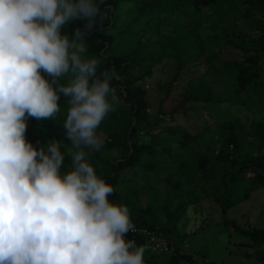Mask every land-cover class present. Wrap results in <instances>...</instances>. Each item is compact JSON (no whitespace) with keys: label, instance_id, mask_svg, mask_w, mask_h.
<instances>
[{"label":"trees","instance_id":"1","mask_svg":"<svg viewBox=\"0 0 264 264\" xmlns=\"http://www.w3.org/2000/svg\"><path fill=\"white\" fill-rule=\"evenodd\" d=\"M101 7L105 19L88 35L87 53L99 60L101 69L113 71L111 83L121 103L101 122L107 140L99 152L91 153L89 162L97 174L113 186L114 193L109 199L128 207L134 226L156 230L174 246V251L168 252L167 262L163 263L158 253L147 250L144 262L195 263L193 256L181 249L176 224L190 205L197 187L220 206L224 222L233 227L231 236L247 239L239 242L240 245L257 246L255 264H264V226H244L227 215L235 205L259 190L264 191V115L247 122L221 108L225 101L230 105L238 104L241 98L249 102L247 93L264 99V96L259 97L261 89L264 93V0H105ZM227 7L231 19L221 11ZM179 9L187 12L189 22L185 21L184 14L176 13ZM168 14L172 17L164 19ZM214 14L218 19L211 22L209 19ZM239 20L241 23L236 22ZM134 21L144 26L163 22L165 28H156L146 38L143 33L129 30ZM74 26L66 25L62 31L70 33ZM222 45L242 52V57L223 61L215 77L201 74L182 83L190 66L211 64L212 57L218 54L214 47ZM166 58L174 62L175 71L169 80L157 83L159 97L153 107L143 81L151 77L154 67ZM173 98V103L165 109ZM59 103L61 111L54 117L26 120V139L37 148L51 140L63 141L70 147L62 127L67 102L62 97ZM194 104L207 105L220 120L217 130L201 150H194L189 141L191 135L184 129L168 127L176 115H188ZM142 135H147L150 141L142 142ZM174 146L192 151L193 156L187 162L190 172L182 173L185 180H174L173 194L167 193L161 202L156 199L144 203L138 198V188L134 187L138 185L136 175L125 178V173L136 170L141 171V176L150 173L161 176L164 173L159 159L161 151L181 162L182 155L173 154ZM68 163L66 157L65 169ZM183 166L182 170L188 169ZM183 194L190 195V200H184ZM178 197L181 201L173 208V199ZM125 236L134 238L137 245L146 242L142 234L130 231Z\"/></svg>","mask_w":264,"mask_h":264},{"label":"clouds","instance_id":"2","mask_svg":"<svg viewBox=\"0 0 264 264\" xmlns=\"http://www.w3.org/2000/svg\"><path fill=\"white\" fill-rule=\"evenodd\" d=\"M104 3L0 0V264H144L145 247L125 238L128 207L109 199L113 186L89 162L121 103L113 71L87 53ZM62 97L70 147L37 148L26 120L54 117Z\"/></svg>","mask_w":264,"mask_h":264},{"label":"rangeland","instance_id":"3","mask_svg":"<svg viewBox=\"0 0 264 264\" xmlns=\"http://www.w3.org/2000/svg\"><path fill=\"white\" fill-rule=\"evenodd\" d=\"M221 11L231 19L232 14L230 8H222ZM176 13L184 14V16H186L185 21H190V17L184 9H179ZM170 17H172V14H168L163 18L169 19ZM143 19L145 20L146 17H143ZM217 19V15L214 14L209 20L211 22H216ZM236 22L241 23L240 20ZM158 27L164 29L165 23L157 22L144 26L140 21H134L133 23L131 22L129 30L137 34L143 33L147 38ZM222 46L214 47L216 54H218L212 57L211 64L209 62H203L199 65L190 66L182 77V83L185 84L192 77L201 74H204L207 78L211 76L215 77L223 61H233L234 59L241 58L243 55L242 52L232 50L229 46ZM174 71V62L170 58H166L162 63L154 67L152 76L143 81L147 90V98L153 107L156 106L159 97L156 89L157 83L162 80H169ZM262 78L264 81V70ZM217 86L218 85L214 84V87ZM262 92L263 89L260 90L259 97L264 96ZM175 96L176 94L174 97ZM245 96L250 98L249 102L241 98L238 104L230 105L225 101L221 104V108L226 110L229 114H233L234 117L247 122L254 117L264 115V99L261 100L260 98L251 96L249 93L245 94ZM173 101L174 98L168 101V104L165 105V109H168ZM219 122L220 120L218 116H216V113L207 105L194 104L188 115H176L174 120L169 121L168 127L184 129L191 135L189 141L194 145V150H201L206 147L212 134L217 130ZM98 132L103 136L105 142L107 140V134L102 129L101 125L98 128ZM140 140L142 142L150 141L147 135H142ZM161 143H164L163 140H161ZM173 154H176V156L181 154V162L178 163L170 159L167 152H160L159 159L162 169L164 170L161 176L156 177L153 173L148 174V176H141V173H139L141 171L136 170H129L125 173V178L136 175L138 185L134 187L138 188V198L144 203L149 204L156 199L161 202L167 193L173 194L172 184L174 180L182 179L183 181L185 180V176L183 175H187L185 171L188 170V173L190 172L191 168L187 162L188 159H191L193 156L192 151L188 149L180 150L179 146H174ZM182 165H184L183 168L186 166L188 169L182 170ZM194 192L195 196L190 201V205L176 224L180 234L179 242L181 244V249L193 256L196 260L193 264L257 263L258 260L254 253L257 246L248 247L246 245H240L239 242L247 239L237 235L231 236L230 233L233 227L224 222L220 206L213 202L209 195H203L201 188L196 187ZM128 195L130 197L132 196V194ZM183 195L184 200H190V195ZM131 199L134 201L133 197ZM180 201L181 198H174L172 207L175 208ZM227 215L244 226L248 224L264 226V191L259 190L248 200L235 205L228 211ZM157 255L163 263L167 262L169 257L168 253H158Z\"/></svg>","mask_w":264,"mask_h":264},{"label":"built area","instance_id":"4","mask_svg":"<svg viewBox=\"0 0 264 264\" xmlns=\"http://www.w3.org/2000/svg\"><path fill=\"white\" fill-rule=\"evenodd\" d=\"M135 234H142L146 237V242L144 243L145 250L152 253H168L174 251V246L171 245L168 239L160 232L156 230H150L147 228H140L134 226V231H131ZM126 239L136 240L134 238H130L125 236Z\"/></svg>","mask_w":264,"mask_h":264},{"label":"water","instance_id":"5","mask_svg":"<svg viewBox=\"0 0 264 264\" xmlns=\"http://www.w3.org/2000/svg\"><path fill=\"white\" fill-rule=\"evenodd\" d=\"M148 264H154V263H148Z\"/></svg>","mask_w":264,"mask_h":264},{"label":"bare ground","instance_id":"6","mask_svg":"<svg viewBox=\"0 0 264 264\" xmlns=\"http://www.w3.org/2000/svg\"><path fill=\"white\" fill-rule=\"evenodd\" d=\"M144 264H147V263H144Z\"/></svg>","mask_w":264,"mask_h":264}]
</instances>
